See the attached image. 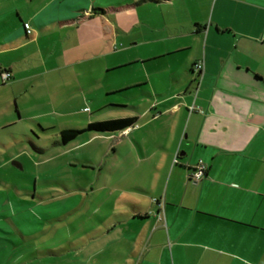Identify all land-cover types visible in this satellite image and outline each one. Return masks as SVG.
Returning <instances> with one entry per match:
<instances>
[{
	"label": "crops",
	"instance_id": "0c3cea01",
	"mask_svg": "<svg viewBox=\"0 0 264 264\" xmlns=\"http://www.w3.org/2000/svg\"><path fill=\"white\" fill-rule=\"evenodd\" d=\"M96 5L0 0V77L9 71L19 92L84 64L95 80L92 63L102 60L106 72L164 61L159 72L169 74L164 88L147 87V73L105 87L108 96L143 104L135 113L110 105L123 110L112 118L136 119L120 131L137 163L121 181L151 180L126 186L128 194L137 188V198L123 200L122 217L105 208L88 233L73 237L76 264H264V0H140L134 5L156 13L151 21L134 18L136 40L124 33L126 16ZM197 60L204 63L199 80ZM198 160L207 169L195 181Z\"/></svg>",
	"mask_w": 264,
	"mask_h": 264
},
{
	"label": "rangeland",
	"instance_id": "374dc122",
	"mask_svg": "<svg viewBox=\"0 0 264 264\" xmlns=\"http://www.w3.org/2000/svg\"><path fill=\"white\" fill-rule=\"evenodd\" d=\"M95 1L97 8L127 17L130 27L124 33L130 40L138 35L134 18L151 21L155 12L135 6L140 0ZM190 51L177 56L183 58ZM101 63L104 67L103 60L92 63L97 80L88 76L89 66L84 64L81 70L69 67L45 75L39 79L41 85L35 82L37 85L24 93L0 77V264H76L71 250L73 237L88 233L89 221L101 219L105 208L114 218L122 217L123 200L137 198V188H130L135 194H128L126 186L134 187L139 179L151 180L145 176L133 178L131 184L121 181V172L137 163L126 155L123 144L130 138L120 131H84L69 143H60L61 128H83L123 111L111 108V104H127L124 113H135L136 106H143L118 94L108 96L106 86L119 83L124 76L137 78L147 73L150 81L146 86L152 90L153 85L164 88L162 84L169 77L167 71L159 72L162 63L158 61L111 72ZM73 71L85 79L77 82ZM87 252L86 248L83 253Z\"/></svg>",
	"mask_w": 264,
	"mask_h": 264
},
{
	"label": "trees",
	"instance_id": "16d2710c",
	"mask_svg": "<svg viewBox=\"0 0 264 264\" xmlns=\"http://www.w3.org/2000/svg\"><path fill=\"white\" fill-rule=\"evenodd\" d=\"M99 10L103 11V9L101 8ZM135 121H136L135 117H120V118L91 121L83 128H76V127L62 128L59 131L60 143L67 144L84 131H95V132L121 131L135 124Z\"/></svg>",
	"mask_w": 264,
	"mask_h": 264
},
{
	"label": "built area",
	"instance_id": "2783aa9c",
	"mask_svg": "<svg viewBox=\"0 0 264 264\" xmlns=\"http://www.w3.org/2000/svg\"><path fill=\"white\" fill-rule=\"evenodd\" d=\"M203 69H204V63L202 60H197L193 63L192 72L196 76V79L199 80L201 78ZM1 77H2L3 81L6 82V81L10 80L11 73L7 70H4L1 73ZM173 162H176V158H174ZM206 169H207V165L202 160H198L194 170L192 171V173H190V177L193 180L198 181L205 176Z\"/></svg>",
	"mask_w": 264,
	"mask_h": 264
}]
</instances>
